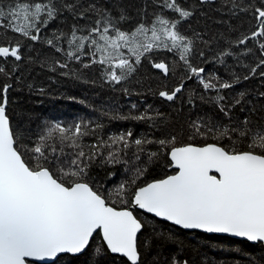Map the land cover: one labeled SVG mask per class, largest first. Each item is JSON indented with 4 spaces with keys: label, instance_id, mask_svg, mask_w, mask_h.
<instances>
[{
    "label": "snow or ice",
    "instance_id": "1",
    "mask_svg": "<svg viewBox=\"0 0 264 264\" xmlns=\"http://www.w3.org/2000/svg\"><path fill=\"white\" fill-rule=\"evenodd\" d=\"M200 3L216 5L217 0ZM219 3L220 10L227 15L244 13L254 21H250V28L234 44L221 50L219 63L226 66L225 58H235L238 65L247 69L243 80L264 79V0H219ZM153 4L154 19L141 21L134 30H123L121 24L129 17L118 0H111L110 6L98 0L0 3V33L22 38L0 43V77L6 80L0 84V264H77L83 256L88 257L86 264H104L109 256L122 258L123 264H144L138 246V234L144 223L134 210L152 214L182 230L224 234L264 246V124L253 123L247 117L235 126L211 121L193 123L189 139L198 135L205 140H227V145H178L175 136L133 139L129 131L107 140L98 138L87 146V152L83 138L90 134V129L83 121L70 128L59 123L47 126L35 139L13 127L7 110L8 93L21 62H39L52 72L69 69L71 62L80 63L84 69L97 65L107 83L121 85L133 77L147 54L166 50L186 66L190 73L187 79L199 78L205 91H215V99L225 101L227 98L219 92L232 88L233 83L214 76L203 78L205 69L191 62L196 40L182 33L179 26L192 18L194 12L181 0H153ZM117 9H121L118 16L114 15ZM69 19L71 23L63 27ZM53 23L60 26L50 29ZM48 30L50 36L46 35ZM196 36L199 38L200 34ZM24 41L43 44L62 58L46 55L37 61L25 55ZM250 41L256 46L255 52L249 46ZM27 47L31 50L32 46ZM125 50L129 57L125 56ZM199 55L203 57L204 53ZM249 55L255 57L254 64L241 60ZM152 66L169 74V66L164 62ZM233 75L236 81L240 80ZM184 87L181 83L159 95L174 101ZM244 95L239 93L234 105H239ZM220 111L229 115L222 103ZM130 118L154 119L147 114ZM102 127L99 123L95 125L96 129ZM57 144L61 147L57 148ZM152 144H158L159 150L147 148ZM237 144L246 145V149L238 148ZM63 145L72 151L65 153ZM104 149H108L107 153ZM130 149H134L136 160L141 159L142 153L147 155L145 166H137L130 180L122 183L115 193L105 195L92 182L89 169L98 158L112 164L126 162L123 155ZM162 152H166L168 166L175 173L137 184L147 171V163L159 158ZM113 195L116 199H112ZM117 201L124 207H114ZM159 238L168 244L180 243L174 231L160 232ZM165 264H188V261L173 256Z\"/></svg>",
    "mask_w": 264,
    "mask_h": 264
},
{
    "label": "trees",
    "instance_id": "2",
    "mask_svg": "<svg viewBox=\"0 0 264 264\" xmlns=\"http://www.w3.org/2000/svg\"><path fill=\"white\" fill-rule=\"evenodd\" d=\"M9 2L10 0H0V3L4 4ZM98 2L105 6L111 5V0ZM118 3L129 17L121 24L123 30H134L141 21L148 22L154 19L153 0H118ZM181 3L194 12L192 18L179 26L182 33L196 40L191 62L195 67L205 69L203 78L214 76L219 80L233 83L232 88L219 92V95L227 98L225 101L218 102L215 99L217 96L215 91H205L198 82L199 78L192 76L191 79H187L190 73L186 66L179 62L178 56L166 50L147 54L137 66L133 77L121 85L107 83L97 65L84 69L80 63L71 62L69 69H57L52 72L47 67H41L39 62L31 64L21 62L20 68L10 81L13 87L8 93L7 110L13 127L23 131L26 137L35 139L47 126L59 123L70 128L83 121L90 129V134L83 138L84 150L87 152L89 150L87 146L96 143L98 138L107 140L109 136L126 134L129 131L132 132L133 139L146 137L159 140L175 136L178 145L203 146L206 143L227 145V140H205L198 135L189 139L193 123L211 121L218 125L235 126L247 117L253 123L264 124V96L260 95L264 93V79L252 77L245 81L243 76L247 69L243 64L238 65L235 58H225V66L218 60L221 50L228 48L229 44H234L241 33L250 28L251 17L244 13L235 17L227 15L225 11L220 10L219 0L216 5L201 4L200 0H181ZM121 9H117L114 15L118 16ZM171 15L173 14L168 13V16ZM70 23L69 19L62 26L67 28ZM58 26L60 25L53 23L50 29ZM196 33L200 34L199 38ZM46 35L50 36L51 31H46ZM16 39L22 38L12 33L7 35L0 33V43L9 40L14 42ZM24 43L25 55H30L37 61L43 60L46 55L62 58L61 54L52 53V50L43 44H32L31 41ZM27 45L32 46L31 50ZM249 46L256 51L253 42L250 41ZM232 51H236L235 47ZM200 52L204 53L203 57L199 55ZM125 56H130L126 50ZM241 60L248 64L256 62L252 55L242 56ZM160 62L169 66L168 75L152 66L153 63ZM65 71H68L69 75L60 74ZM233 73L240 77L239 81L235 80ZM4 82L5 78L0 77V84ZM181 83L185 87L184 91L178 94V99L167 101L159 95L161 91H171ZM125 88L128 89L127 92L124 91ZM241 92L245 93L241 103L234 105V100L239 98ZM189 99L192 103L188 102ZM221 103L228 109V116L220 111ZM139 114H147L154 119L137 121L130 118ZM117 115L129 118H111ZM97 123L103 127L96 129ZM56 146L61 147L59 144ZM63 147L65 153L72 151L66 145ZM237 147L246 149L244 144H237ZM147 148L158 151L160 146L152 144ZM104 151L107 153L108 149ZM133 151L134 149H130L127 155H123L126 162L112 164L101 162L103 158L97 159L89 171L98 190L105 195L115 193L122 183L130 180L137 166H145L147 155L142 153L141 159L136 160ZM168 164V156L166 152H162L159 158L147 163V171L136 183L142 185L173 174ZM112 199L116 197L113 195ZM113 206L124 207L119 201ZM134 212L139 213V218L144 223V228L138 235V246L144 264H165V261H170L173 256L186 259L188 264H249L250 261L252 264H264L262 245L197 232H184L137 210ZM169 231L176 233L180 243L168 244L159 238L160 232L166 234ZM146 241H150V244L146 245ZM87 259V256H83L77 264H86ZM104 264H123V259L109 256Z\"/></svg>",
    "mask_w": 264,
    "mask_h": 264
},
{
    "label": "water",
    "instance_id": "3",
    "mask_svg": "<svg viewBox=\"0 0 264 264\" xmlns=\"http://www.w3.org/2000/svg\"><path fill=\"white\" fill-rule=\"evenodd\" d=\"M169 170H170V171H173L174 173H175V171H176V170H175L174 168H172V167H170ZM174 173H173V174H174ZM137 211L143 213V212L140 211V210H137ZM143 214L148 215V216H151V217H153V218H155V219H157V220H159V221H162V222H164V223H167V224L171 225L170 222L163 221V220H161L160 218L154 217L152 214H147V213H143ZM171 226H173V227H175V228H178L177 226H174V225H171ZM178 229H179V228H178ZM180 230H182V229H180ZM182 231H184V232H190V233H192V232H197V233H201V234L208 235V236L213 235V236H217V237H225V238H229V239H234V240H239V241H245V240H243V239H241V238L229 237V236L224 235V234H208V233H203V232H201V231H199V230H182ZM138 235H139V234H138ZM246 242H247V241H246ZM248 243H250V242H248ZM250 244H252V243H250ZM252 245H256V244H252ZM263 247H264V246H263Z\"/></svg>",
    "mask_w": 264,
    "mask_h": 264
}]
</instances>
